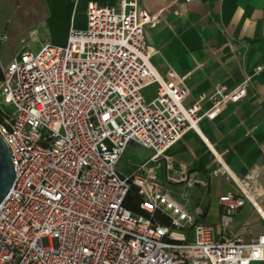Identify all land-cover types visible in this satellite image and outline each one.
Segmentation results:
<instances>
[{"label":"built area","instance_id":"obj_1","mask_svg":"<svg viewBox=\"0 0 264 264\" xmlns=\"http://www.w3.org/2000/svg\"><path fill=\"white\" fill-rule=\"evenodd\" d=\"M86 18L65 45L25 48L0 62V91L14 106L2 109L0 135L16 174L0 204V264H264V232L250 242L218 234L174 198L155 168L163 159L172 168L169 148L245 98L251 76L235 88L218 83L186 105V77L151 61L146 27H160L162 13L139 0H121L120 8L90 2ZM132 143L153 155L124 174L119 164ZM132 185L141 212L125 205ZM239 188L241 195L219 199L222 228L251 200Z\"/></svg>","mask_w":264,"mask_h":264},{"label":"crops","instance_id":"obj_2","mask_svg":"<svg viewBox=\"0 0 264 264\" xmlns=\"http://www.w3.org/2000/svg\"><path fill=\"white\" fill-rule=\"evenodd\" d=\"M90 2L120 8L121 0H0V5H43L45 12L37 18L43 26L70 17L83 5L84 23L71 30L86 27ZM139 5L164 15L160 27H146L151 61L186 77V105L218 83L235 88L251 76L247 96L214 119L204 117L199 132L189 130L167 151L172 168L163 159V174L157 170L161 182L170 183L167 188L174 198L192 214L214 225L220 235L250 242L264 232V69L256 73L258 66L264 67V0H139ZM69 33L58 45L67 43ZM146 94L152 96L153 89ZM202 105L208 108L211 102ZM135 145L140 146L132 143L128 150ZM143 149L148 154L133 168L153 155ZM181 173H186L185 181H170ZM239 184L251 200L222 228L219 199L226 193L241 195Z\"/></svg>","mask_w":264,"mask_h":264},{"label":"rangeland","instance_id":"obj_3","mask_svg":"<svg viewBox=\"0 0 264 264\" xmlns=\"http://www.w3.org/2000/svg\"><path fill=\"white\" fill-rule=\"evenodd\" d=\"M83 5L77 7L70 17L57 19L54 22L39 25V16L45 12L43 5H0V37L7 35V40H0V62L8 63L18 54L19 50L30 47L37 51L43 44L58 45L66 38L72 25L81 27L85 20L82 12ZM36 28V29H35ZM33 30V31H32ZM38 37V38H36ZM36 38V39H35ZM0 107L6 113H12L14 106L5 101L0 91ZM148 151L141 146H132L122 157L119 169L122 173H129ZM156 170L163 174V166L155 165ZM168 187L170 183L163 181ZM175 189V187H174ZM44 246H49L47 237L42 239ZM256 264V263H255Z\"/></svg>","mask_w":264,"mask_h":264},{"label":"water","instance_id":"obj_4","mask_svg":"<svg viewBox=\"0 0 264 264\" xmlns=\"http://www.w3.org/2000/svg\"><path fill=\"white\" fill-rule=\"evenodd\" d=\"M15 177V169L8 145L0 135V204L10 192Z\"/></svg>","mask_w":264,"mask_h":264},{"label":"trees","instance_id":"obj_5","mask_svg":"<svg viewBox=\"0 0 264 264\" xmlns=\"http://www.w3.org/2000/svg\"><path fill=\"white\" fill-rule=\"evenodd\" d=\"M3 72L1 70L0 67V82L3 80ZM3 112L2 109L0 108V120H3ZM142 200L141 195L138 192V187L132 185L131 190L128 194V196L125 199V205L126 207L130 208L131 210H133L134 212H141L140 210V202ZM158 219L160 220V222L167 224L168 223V218L166 216H164L163 214L159 213L157 214Z\"/></svg>","mask_w":264,"mask_h":264}]
</instances>
